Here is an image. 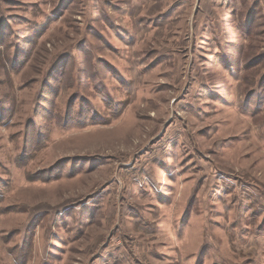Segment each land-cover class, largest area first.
<instances>
[{
  "label": "rangeland",
  "instance_id": "374dc122",
  "mask_svg": "<svg viewBox=\"0 0 264 264\" xmlns=\"http://www.w3.org/2000/svg\"><path fill=\"white\" fill-rule=\"evenodd\" d=\"M0 264H264V0H0Z\"/></svg>",
  "mask_w": 264,
  "mask_h": 264
}]
</instances>
